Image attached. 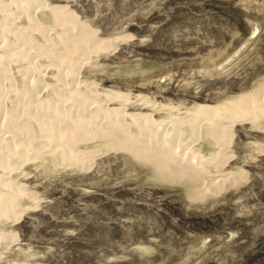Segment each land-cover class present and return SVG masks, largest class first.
<instances>
[{
	"label": "rangeland",
	"instance_id": "obj_1",
	"mask_svg": "<svg viewBox=\"0 0 264 264\" xmlns=\"http://www.w3.org/2000/svg\"><path fill=\"white\" fill-rule=\"evenodd\" d=\"M48 3L91 30L92 44L111 41L113 51L94 53L79 79L100 94L129 96L127 112L184 117L264 85V0ZM227 136L222 168L206 165L226 181L204 195L156 161L106 148L111 139L82 145L96 147L84 168L47 157L28 162L27 176L12 178L34 194L35 206L4 227L16 235L0 247V264H264V124L236 122ZM193 146L206 159L215 152L201 138ZM15 202L18 211L28 204Z\"/></svg>",
	"mask_w": 264,
	"mask_h": 264
},
{
	"label": "bare ground",
	"instance_id": "obj_2",
	"mask_svg": "<svg viewBox=\"0 0 264 264\" xmlns=\"http://www.w3.org/2000/svg\"><path fill=\"white\" fill-rule=\"evenodd\" d=\"M48 1L0 0V247L5 250L15 243V232L4 227L18 225L35 206L30 204L34 194L13 179L14 174L25 178L21 167L43 157L59 167L84 168L95 158L96 147L82 148L90 140L96 144L111 139L108 149L124 148L156 161L162 173L191 180L202 195L218 191L226 180L217 178L222 177L218 171L216 178L211 176L206 165L222 168L227 131L234 123L264 124V85L218 105H196L184 117L172 114L156 120L150 114L127 112L133 103L129 96L100 94L79 79L94 53L113 51L111 41L92 44L91 30ZM114 102L119 105L109 109ZM166 109L172 113V108ZM199 138L215 150L207 159L193 146ZM16 200L28 204L18 211Z\"/></svg>",
	"mask_w": 264,
	"mask_h": 264
}]
</instances>
